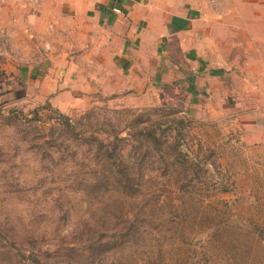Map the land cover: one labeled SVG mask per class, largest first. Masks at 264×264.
Masks as SVG:
<instances>
[{
  "label": "rangeland",
  "instance_id": "rangeland-1",
  "mask_svg": "<svg viewBox=\"0 0 264 264\" xmlns=\"http://www.w3.org/2000/svg\"><path fill=\"white\" fill-rule=\"evenodd\" d=\"M195 3L205 24L223 26L264 7V0ZM22 21L10 32L0 17V264H9L7 244L17 248L16 264H153L158 255L163 264H264V114L260 98L244 106L255 88L246 95L238 81L231 92L226 69L214 90L190 102L180 65L173 77L154 80L156 59L128 66L125 53L88 32ZM219 36L221 47L207 51L225 68L249 58L228 29L213 33ZM94 108L109 110L86 126L96 136L120 131L127 156L152 150L132 198L79 185L88 178L85 147L73 156L77 142L57 117L79 120ZM144 126L165 141L162 149L136 150L135 132Z\"/></svg>",
  "mask_w": 264,
  "mask_h": 264
},
{
  "label": "crops",
  "instance_id": "crops-1",
  "mask_svg": "<svg viewBox=\"0 0 264 264\" xmlns=\"http://www.w3.org/2000/svg\"><path fill=\"white\" fill-rule=\"evenodd\" d=\"M176 1L178 3L174 6V0H0V17L10 32L18 21L23 24V19L47 23L68 35L88 32L92 37L100 38L97 43H101L103 48L116 47L122 57L125 53L128 66L141 59H146L148 64L150 58L156 59L157 66L153 61L155 70L149 71V77L154 80L159 74L164 77L163 81L165 76L173 77L177 72L174 65H180L181 78L186 79L192 101L194 97L201 100L206 89L214 90L220 75L227 69L228 79L234 88L230 91H235L238 81H244L246 95L249 89L255 88V93L244 97V106L248 108L247 104L260 98V112L264 114V7L259 14L248 9L241 17L233 16L238 24L223 26L220 21L203 22L202 9L195 3L198 0ZM256 18H260L259 22ZM222 28L224 32L228 29L235 35L232 40L235 47L243 45L245 56H249L242 62L235 57L228 68L218 61L215 52L209 54L207 51L209 45L221 47L222 37L213 38V33L222 31ZM252 34L257 36L252 38ZM135 48H143L147 54H140ZM155 48L161 49L159 60ZM164 64L170 69L166 70ZM128 69L133 70V66ZM241 92L238 89L239 95ZM248 117L246 115V119Z\"/></svg>",
  "mask_w": 264,
  "mask_h": 264
},
{
  "label": "trees",
  "instance_id": "trees-1",
  "mask_svg": "<svg viewBox=\"0 0 264 264\" xmlns=\"http://www.w3.org/2000/svg\"><path fill=\"white\" fill-rule=\"evenodd\" d=\"M101 111L104 113V116H106L109 110L105 108H94L82 115L79 120L72 119L70 116L60 112L57 117L60 119L59 124L64 125V135L71 134V139L77 142L74 144L75 149L72 145L73 156L76 157L79 154L78 149H76L77 146L85 147V156L82 165L88 170L86 172L88 178L87 181L85 179L81 180L79 185L81 187L84 185L89 187L96 195H98L97 193L100 191L104 192V190H117L122 194H126V197L132 198L142 191L144 174L141 172V168L143 163L146 164L150 162L148 154L151 153L152 150H147L145 146L152 144L155 149L160 150L165 145V141L156 135L155 129L152 130L153 128L146 126L138 127V131L135 132L134 136L139 142V146H136V150L145 148V152L141 155L139 152L135 151L132 156L129 154L127 156L123 153V149L125 145L124 142L128 140L120 136V131L115 130L108 138H101L95 135V133H97L95 130H88L86 128L87 125L91 124L93 119L94 121L99 119L98 116L97 119L95 118ZM137 117L138 122L141 120L142 116L138 115ZM89 127L91 126L89 125ZM177 159H179L178 156ZM175 162L172 164H175ZM185 178L189 179L188 174L185 175ZM191 179H189V181ZM223 191L229 192L230 190L225 187ZM120 206L124 205L121 204ZM136 220L137 219L127 221L129 223V228L135 225ZM223 230L225 229L222 228L220 231ZM3 248L6 249L3 254H5L6 259H8L7 262L9 264H16L18 260L16 254L13 255V251L17 248L10 244H7ZM157 258L160 259L158 262H156ZM161 260H163V255H158L153 264H163ZM35 261L39 262L37 258H35Z\"/></svg>",
  "mask_w": 264,
  "mask_h": 264
}]
</instances>
